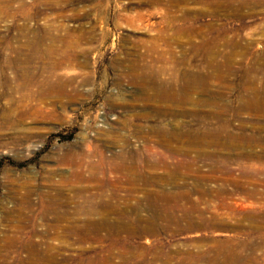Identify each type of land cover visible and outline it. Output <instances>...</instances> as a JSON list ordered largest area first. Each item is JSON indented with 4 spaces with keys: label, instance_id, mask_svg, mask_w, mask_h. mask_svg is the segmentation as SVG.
Masks as SVG:
<instances>
[{
    "label": "rangeland",
    "instance_id": "374dc122",
    "mask_svg": "<svg viewBox=\"0 0 264 264\" xmlns=\"http://www.w3.org/2000/svg\"><path fill=\"white\" fill-rule=\"evenodd\" d=\"M0 264H264V0H0Z\"/></svg>",
    "mask_w": 264,
    "mask_h": 264
},
{
    "label": "bare ground",
    "instance_id": "6f19581e",
    "mask_svg": "<svg viewBox=\"0 0 264 264\" xmlns=\"http://www.w3.org/2000/svg\"><path fill=\"white\" fill-rule=\"evenodd\" d=\"M215 53H213V54H207L208 56H209V59H208V62L206 63V67L208 68H213V69H215V70H224L225 69V67H227V65H225L224 63H217V61H216V59H215V55H214ZM160 72H161V74L163 73V71H164V69L163 68H161V70H159ZM190 82H192V83H197L198 81H194V80H191ZM191 83V84H192ZM157 92H159L163 97H165V96H168V98H172V99H174V100H178V101H180L181 100V98H177V97H175L172 93H167V90H164V88H163V86L161 85V88H157ZM252 98V97H251ZM251 98H250V100H251ZM185 100V99H184ZM186 101H189V99H187ZM250 102V101H249ZM252 105V104H251ZM211 117V116H210ZM213 117V116H212ZM220 129V128H219ZM218 129V130H219ZM224 130V129H223ZM158 131H160V133H161V130H158ZM206 134H208V135H210L211 136V133H213V131H212V129L211 130H206V131H204ZM219 132V131H218ZM188 134V136H189V138H190V140H194L195 138H196V136H195V134H194V132L192 131V130H189V132L187 133ZM219 134V133H218ZM229 134V133H228ZM217 137V136H216ZM219 137V136H218ZM202 141V140H201ZM186 164L188 163V162H185ZM184 163V164H185ZM139 169L140 168H114L113 170L114 171H119V172H122V173H124L125 175H129L130 176V178H131V181H144V179H143V176H142V173H141V171H139ZM141 170V169H140ZM80 171V170H79ZM83 174V172H80V175H82ZM127 181V180H126ZM147 196H148V194H147ZM150 197V196H149ZM89 200V199H88ZM94 202V201H93ZM94 207L93 208H91V211L92 212H95L94 210ZM97 211V210H96ZM92 214V213H91ZM94 222V221H93ZM99 226V225H98ZM97 226V227H98Z\"/></svg>",
    "mask_w": 264,
    "mask_h": 264
}]
</instances>
